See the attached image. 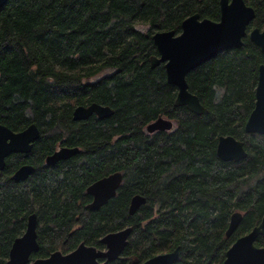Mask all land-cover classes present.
I'll return each mask as SVG.
<instances>
[{
	"label": "trees",
	"instance_id": "trees-1",
	"mask_svg": "<svg viewBox=\"0 0 264 264\" xmlns=\"http://www.w3.org/2000/svg\"><path fill=\"white\" fill-rule=\"evenodd\" d=\"M248 31L264 30V0ZM199 13L220 19V0H9L0 9V123L14 132L37 125L28 154H12L0 171V264L38 218L39 250L31 260L73 252L81 243L104 249V236L130 227L128 245L107 264H143L179 247L175 264H222L234 242L264 216V134L245 124L256 103L264 54L249 36L192 70L187 81L209 114L175 106L153 35L181 33ZM143 28H147L143 30ZM97 103L113 115L74 120L78 106ZM163 117L171 131L147 132ZM221 136L244 142L247 157L217 155ZM61 147L78 154L50 166ZM34 167L25 181L11 177ZM123 174L116 197L90 210L87 188ZM135 195L146 203L129 213ZM242 221L227 237L233 213ZM264 247V236L256 240ZM105 264V261H100Z\"/></svg>",
	"mask_w": 264,
	"mask_h": 264
},
{
	"label": "water",
	"instance_id": "water-1",
	"mask_svg": "<svg viewBox=\"0 0 264 264\" xmlns=\"http://www.w3.org/2000/svg\"><path fill=\"white\" fill-rule=\"evenodd\" d=\"M9 0H0V9ZM255 9L245 0H220V19L213 21L202 18L199 13L193 14L182 23V31H161L153 35V41L158 50V56L151 57V67L164 65L168 84L177 88L175 106L186 107L197 115H207L209 111L201 103L199 97L189 90L188 74L203 63L218 54L244 45V39L249 36L264 54V30L254 28L248 31L255 19ZM256 103L245 124L247 133L264 134V64L259 67L258 84L256 88ZM92 115L99 119L113 115L108 106L93 103L89 106H78L74 111V120H86ZM174 124L171 120L160 117L147 126V132L153 134L160 131H171ZM40 130L31 124L21 132H14L0 123V171L6 167V160L12 154H28L35 142L40 138ZM78 148L61 147L46 158V164L54 166L62 160H67L79 153ZM218 157L226 162H240L248 153L244 142L233 136H221L217 145ZM34 167L24 165L11 177L14 181H25L33 173ZM123 174L113 173L104 177L87 189L88 195L93 197L88 208L100 209L112 198L116 197L123 182ZM146 198L135 195L130 203L129 213L134 215ZM243 215L240 212L232 214L226 232L231 237L238 229ZM38 218L35 213L28 217L25 233L17 238L11 247L9 259L5 264H105L116 261L121 257L128 245L132 229L107 234L101 240L104 249L81 243L77 249L69 254L61 251L52 253L48 258L31 260L33 254L39 250ZM264 236V216L261 222L251 232L238 238L226 253L222 264H264V247H258L256 240ZM179 257V247L172 252L157 255L143 264H175Z\"/></svg>",
	"mask_w": 264,
	"mask_h": 264
},
{
	"label": "flooded vegetation",
	"instance_id": "flooded-vegetation-1",
	"mask_svg": "<svg viewBox=\"0 0 264 264\" xmlns=\"http://www.w3.org/2000/svg\"><path fill=\"white\" fill-rule=\"evenodd\" d=\"M63 161V160H62ZM88 189V188H87ZM90 196V195H89ZM92 197V196H91ZM92 200H93V197H92Z\"/></svg>",
	"mask_w": 264,
	"mask_h": 264
},
{
	"label": "rangeland",
	"instance_id": "rangeland-1",
	"mask_svg": "<svg viewBox=\"0 0 264 264\" xmlns=\"http://www.w3.org/2000/svg\"><path fill=\"white\" fill-rule=\"evenodd\" d=\"M147 28H143V30H146Z\"/></svg>",
	"mask_w": 264,
	"mask_h": 264
}]
</instances>
